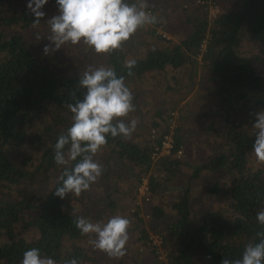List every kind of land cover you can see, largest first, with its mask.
I'll use <instances>...</instances> for the list:
<instances>
[{
  "label": "trees",
  "instance_id": "16d2710c",
  "mask_svg": "<svg viewBox=\"0 0 264 264\" xmlns=\"http://www.w3.org/2000/svg\"><path fill=\"white\" fill-rule=\"evenodd\" d=\"M14 1L0 0V264H20L23 253L31 248L40 249L42 256L54 259L56 264H66L73 258L84 264L89 259L80 246L85 235L81 236L73 223L83 215L70 210L71 194L63 200L53 194L64 167L70 169L80 159L57 166L54 145L59 134L66 133L72 124V113L65 103L72 102L73 92L76 99L82 98L78 80L84 70L66 73L46 62L22 33L41 27L44 18L34 26L31 11L18 8ZM199 1L205 2L187 19L191 29L181 42L150 50L136 60L133 75H127L124 44L136 32L119 49L104 53V67L112 68L118 77L124 76L126 84L167 67L177 70L200 66L214 84L213 95L228 114L227 152L211 156L191 176L195 181L204 171L225 173L226 182L216 183L208 193L227 202L222 209L196 218L192 184H188L172 208L177 220L164 227L166 238L173 240L176 248L169 252L167 264H196L201 260L205 264H221L224 257L241 258L245 247L259 242L257 233L264 231L256 221V214L264 210V164L257 165L252 153L255 130L249 132L231 118L237 107L264 110V77L239 50L244 39L264 45V0H241L237 8L221 12L212 21L206 12L201 13L210 8L208 1ZM124 2L139 8L141 0ZM151 34L154 36L155 30ZM154 125L157 127L158 123ZM107 139L103 148H110L119 161L139 167L144 174L155 165L172 177L181 166L174 159L153 162L155 142L142 146L121 137L109 135ZM176 139L180 145L182 139ZM24 144H30L40 156L35 159L22 152ZM54 177L56 183L47 196L34 194L15 199L17 187L33 188ZM149 181L156 192L159 183L153 177ZM153 216L161 218L163 211L157 208ZM31 233V239L27 238ZM154 260L147 264H164Z\"/></svg>",
  "mask_w": 264,
  "mask_h": 264
},
{
  "label": "rangeland",
  "instance_id": "374dc122",
  "mask_svg": "<svg viewBox=\"0 0 264 264\" xmlns=\"http://www.w3.org/2000/svg\"><path fill=\"white\" fill-rule=\"evenodd\" d=\"M144 2L145 0H141L139 7ZM146 2L148 8L145 10H151L158 22L138 28L135 35L125 42L127 62L144 58L150 50L165 49L180 43L191 29L187 19L201 4L199 0H146ZM14 3L18 8H27L29 0H15ZM240 3L241 0H218L217 2L222 13L225 10L237 8ZM41 10L45 12L41 27L24 30L22 33L30 40L34 49L43 55L44 46L51 43L47 39L50 34L47 21L59 14L56 0H48ZM204 12L212 21L210 8L206 7L201 13ZM153 30L156 32L154 36L151 34ZM36 34L42 38L37 40ZM160 34L163 38L158 37ZM239 50L243 56L252 60L255 70L264 77V45L244 39ZM44 56L46 62L53 63L66 73L85 71L89 66L92 68L104 66L106 58L104 53H96L94 48L84 44L83 41L77 45L65 44L61 49ZM48 57L52 59L47 60ZM126 85L133 93L136 110L129 113L123 120L126 124L131 119L138 120L136 130L127 140L142 146L153 145L155 139L152 137V130L155 128L158 134H162L166 130L171 112H178L179 117L175 123L177 124L176 136L182 139L180 145L183 146L184 152L180 159L174 160H179L181 166L172 177L166 176L155 165L147 174H144L139 167L119 161L110 148L104 147L96 154L94 159L103 165V174L88 191L84 192V195L69 197L70 210L85 216L92 222L101 224L115 215L126 217L131 221L128 230L130 239L126 244L127 254L123 259L116 260L94 249L90 241L96 240L95 233L86 234L80 242V246L84 248L89 258L84 264L152 263L157 258L152 250L150 238L156 234L165 239L164 248L168 254L171 250H175L174 241L166 238L164 227L177 220V214L172 209L173 205L178 202L190 183L192 184L191 200L194 217L222 209L223 204L227 202L226 199L215 198L208 193L216 183L226 182L225 173L214 174L204 171L195 181H192L191 177L195 168L200 167L211 156L226 153L229 148L226 136L228 114L213 95L214 84L209 75L205 74L200 66L196 68L187 66L177 70L167 67L163 72L147 73L142 79H135ZM257 112L259 111L251 108L237 107L232 112L231 118L243 124L249 132H253L252 126ZM155 123H158L157 127ZM21 150L35 159L40 156L30 144H24ZM15 155H17L16 152ZM254 159L257 165L262 164L257 162L256 157ZM150 177L157 180L159 188L153 192L150 185V202H143V205L138 206L137 189L143 179L150 183ZM55 183L54 177L51 181L33 188L19 186L14 192L15 199L30 197L34 194L45 197ZM157 208L163 211V216L158 219L153 216V211ZM140 212H145L150 217L142 218L139 215ZM32 236L31 233L26 237L31 239ZM196 264L205 263L201 260Z\"/></svg>",
  "mask_w": 264,
  "mask_h": 264
},
{
  "label": "clouds",
  "instance_id": "9594fccd",
  "mask_svg": "<svg viewBox=\"0 0 264 264\" xmlns=\"http://www.w3.org/2000/svg\"><path fill=\"white\" fill-rule=\"evenodd\" d=\"M48 0H29L27 8L34 17L33 25H39L45 16L41 9ZM58 15L47 21L51 42L45 45L43 55L55 52L65 44L77 45L81 41L94 48L96 53H110L119 49L138 28L146 24L158 22L154 14L145 9L144 3L129 5L124 0H56ZM42 37L36 34V39ZM54 45V47H53ZM137 61L127 62V75H133L132 69ZM79 89L83 90L82 98L76 99V93H71L65 107L72 113V124L66 133L59 134L54 145V163L65 166L68 161H77L70 169L64 167L57 178L58 186L54 196L61 200L69 194L80 197L88 191L103 174V165L94 157L103 146L107 145V137L130 138L136 130L138 120L131 119L125 123L123 118L134 112L133 93L125 83L124 76L110 67H88L78 80ZM255 141L253 154L257 162L264 164V110L255 113ZM67 157V158H66ZM259 195V194H258ZM258 225L264 229V210L256 214ZM80 235L96 234V240L90 241L94 249L99 250L111 259L121 260L127 254L129 228L131 221L123 216L115 215L106 223L92 222L83 216L73 221ZM261 237L257 243H249L242 257L234 260L223 258L221 264H264V231L257 233ZM210 259V257L208 258ZM20 264H56L55 260L42 256L40 249L31 248L23 253ZM66 264H78L73 258Z\"/></svg>",
  "mask_w": 264,
  "mask_h": 264
},
{
  "label": "built area",
  "instance_id": "2783aa9c",
  "mask_svg": "<svg viewBox=\"0 0 264 264\" xmlns=\"http://www.w3.org/2000/svg\"><path fill=\"white\" fill-rule=\"evenodd\" d=\"M212 19H215L220 13V7L213 0H207ZM205 1H199V3L204 4ZM150 14H153L151 10H146ZM162 35V34H160ZM163 36V35H162ZM165 37V36H164ZM204 48V46H203ZM178 112H171L168 117L166 130L162 134H158L157 129L152 130V137L155 139V145L151 153V159L153 162H157L163 159H180L183 156V146L178 145L176 141V125L178 120ZM157 137V138H156ZM150 194V184L146 180H142L137 189V205H143V202L149 203L151 200ZM139 215L142 218H149L150 215L145 212H140ZM150 243L152 250L155 252L157 261L160 263L167 264L169 260V254L165 250V239L163 236L156 234L151 236Z\"/></svg>",
  "mask_w": 264,
  "mask_h": 264
}]
</instances>
